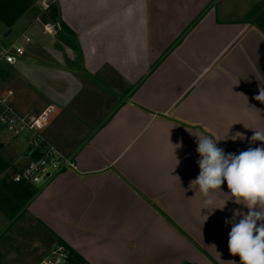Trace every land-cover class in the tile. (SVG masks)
I'll list each match as a JSON object with an SVG mask.
<instances>
[{"label":"crops","instance_id":"obj_1","mask_svg":"<svg viewBox=\"0 0 264 264\" xmlns=\"http://www.w3.org/2000/svg\"><path fill=\"white\" fill-rule=\"evenodd\" d=\"M56 1L58 22L32 7L18 19L28 14L19 35L32 30L31 41L0 67V92L11 91L24 113L52 107L43 133L75 169L34 185L0 232V264H38L60 240L85 264H240L225 221L247 209L230 200L212 211L190 183L200 171L197 136L225 153L260 145L249 140L264 130L255 99L264 87V0L236 17L217 0ZM236 132L245 139L232 140ZM27 141L16 172L30 160Z\"/></svg>","mask_w":264,"mask_h":264},{"label":"clouds","instance_id":"obj_2","mask_svg":"<svg viewBox=\"0 0 264 264\" xmlns=\"http://www.w3.org/2000/svg\"><path fill=\"white\" fill-rule=\"evenodd\" d=\"M255 99L264 104V87H260ZM253 132L249 143L259 141L260 145L249 147L239 154L225 153L217 146L219 141L210 136H197L200 171L190 183V188L198 186L204 205L212 211L223 210L230 200L247 209L246 212L234 210L232 219L225 221L231 224L229 252L240 257V264H264V130ZM231 139L243 140L245 136L236 132ZM225 182L229 190L227 193L221 190ZM218 192H223L227 199L221 206L215 207ZM237 217H240L238 222ZM225 264H236V261H225Z\"/></svg>","mask_w":264,"mask_h":264},{"label":"built area","instance_id":"obj_3","mask_svg":"<svg viewBox=\"0 0 264 264\" xmlns=\"http://www.w3.org/2000/svg\"><path fill=\"white\" fill-rule=\"evenodd\" d=\"M48 6L49 4L43 9ZM44 30L52 32L53 28L45 25ZM30 41L31 38L24 33L8 45L0 42V67L15 64L24 55V43ZM11 95V91L0 92V126L14 136H21L26 132L30 134L27 151L30 160L24 168L13 175V180L42 185L61 172L75 169L73 159L51 143L43 133L52 107L48 106L37 112L24 113L14 107L10 99ZM68 261L67 248L58 243L38 264H68Z\"/></svg>","mask_w":264,"mask_h":264},{"label":"trees","instance_id":"obj_4","mask_svg":"<svg viewBox=\"0 0 264 264\" xmlns=\"http://www.w3.org/2000/svg\"><path fill=\"white\" fill-rule=\"evenodd\" d=\"M36 0H0V23H5L11 27ZM257 8L252 10V14ZM39 18L44 22L54 23L60 21V11L57 1L51 0L49 6L43 10H37ZM263 22L261 26L264 29V12L259 16ZM66 28L65 24H63ZM0 169V211L12 220L22 208L37 193L34 185L27 182H15L13 175L4 174ZM185 236L188 234L181 229ZM69 252L68 264H85V260L65 242L59 241ZM212 260V259H211Z\"/></svg>","mask_w":264,"mask_h":264},{"label":"rangeland","instance_id":"obj_5","mask_svg":"<svg viewBox=\"0 0 264 264\" xmlns=\"http://www.w3.org/2000/svg\"><path fill=\"white\" fill-rule=\"evenodd\" d=\"M258 0H217L215 5L217 8L222 11V9L226 8L227 10L224 16L236 17L241 15L244 11H248L253 4H255ZM51 0H36L35 3L31 5L32 9L37 10L43 9L46 5H48ZM30 9V8H29ZM27 12V11H26ZM25 12V13H26ZM17 20L11 27H8L5 23H0V42L8 45L18 37H20V33L24 32L23 29L25 25L28 23L27 16ZM29 19V18H28ZM11 31L10 34L6 35L7 32ZM32 30L28 32L29 37L31 38ZM23 43V41H21ZM25 45V44H24ZM26 98L20 100L22 104L26 103ZM30 134L28 132L23 133L21 136H14L10 132L6 131L0 126V143L5 144L4 150H0V169L2 170V176L4 174L14 175L16 170L14 167L19 166L25 160L23 155L25 144L24 137L29 139ZM28 144V141H27ZM6 216L0 212V232L4 233L6 229ZM2 235V234H1ZM200 252L204 253L206 257L214 260L212 256L206 253L204 250ZM216 262V260H214Z\"/></svg>","mask_w":264,"mask_h":264},{"label":"water","instance_id":"obj_6","mask_svg":"<svg viewBox=\"0 0 264 264\" xmlns=\"http://www.w3.org/2000/svg\"><path fill=\"white\" fill-rule=\"evenodd\" d=\"M8 33H10V31Z\"/></svg>","mask_w":264,"mask_h":264}]
</instances>
